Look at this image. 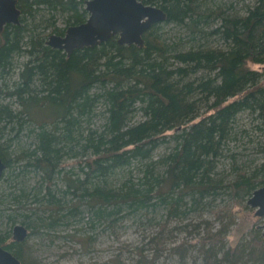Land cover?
I'll return each instance as SVG.
<instances>
[{
  "label": "trees",
  "instance_id": "trees-1",
  "mask_svg": "<svg viewBox=\"0 0 264 264\" xmlns=\"http://www.w3.org/2000/svg\"><path fill=\"white\" fill-rule=\"evenodd\" d=\"M86 1L18 0L20 23L0 30V155L7 168L5 151L26 158L23 172L41 173L48 184L41 198L56 207L62 205L50 187L63 179L62 160L83 156L85 177L64 176V192L78 198L69 202L71 212L84 201L92 216L110 221L123 210L146 212L161 205L170 219H181L221 188L215 168L236 137V117L248 111L259 121L257 128H264V0H239L243 11L223 9L226 1L216 8L208 0L145 1L166 12L163 23L186 26L188 47L164 37L159 23L144 33L143 46L120 44L118 36L71 54L48 45L39 27L64 34L86 21ZM22 55L18 79L9 82ZM99 116L102 125L94 121ZM26 138L33 141L28 150ZM170 141L174 147L156 157ZM18 176L11 183L19 193L6 197L23 208L43 187L32 192ZM261 185L264 160L252 174L238 173L228 187L239 201ZM170 231L161 224L150 238L151 257L143 248L137 251L141 264L156 263L172 239ZM223 235L218 230L203 240V264H264V234L251 232L249 240L228 247ZM9 238L0 229V245L20 259L24 241ZM188 246L179 242L170 251L183 259Z\"/></svg>",
  "mask_w": 264,
  "mask_h": 264
},
{
  "label": "rangeland",
  "instance_id": "rangeland-1",
  "mask_svg": "<svg viewBox=\"0 0 264 264\" xmlns=\"http://www.w3.org/2000/svg\"><path fill=\"white\" fill-rule=\"evenodd\" d=\"M224 1L226 4H223V9L243 11L244 2L239 0H208V3L216 8L217 4ZM249 1L251 0H245L246 3H250ZM57 25L64 26L61 18ZM159 25V31L163 32L164 37L182 42L180 45L183 47L189 46L190 35L186 26L163 22H160ZM39 28L40 31L46 33L47 40L54 33L49 26L45 30L43 26ZM25 59L26 57L23 55L17 56V68L13 74H8L9 82L18 79L20 66ZM251 66L261 69L259 65L251 64ZM1 98H5V96L1 95ZM4 100L8 101L7 98ZM14 106L18 108L17 105L14 104ZM94 121H97L96 125H102L104 122L100 116ZM30 125L36 127L35 122H31ZM258 125L259 121L248 111H244L236 117L234 126L237 130L236 137L225 148V156L218 160L215 168L214 177L221 182V188L217 193L206 198L205 206L188 212L178 220L170 219L166 208L161 205L146 212L123 210L121 213L111 216L110 221L92 216L91 210L93 209L89 205H85L84 201L78 205V209L71 212L69 202L76 203L78 198L72 192H64L67 190L64 176L68 174L71 177H76L79 174L81 179L85 177L82 171V166L85 165L83 156L77 158L67 156L62 160L64 171L61 177L63 179H57L56 185L53 184L50 187L62 206L56 207L48 204L47 198H41L48 189L47 182L42 181L41 173L30 172L27 174L23 172V165L27 159H18L17 154H11L7 150L5 157L10 161L11 166L7 168L4 178L0 180V200H5L0 206V229L2 232H10L8 240H14V226L22 224V221L29 224V229L33 233L29 234L23 243L20 258L23 264H141L137 251L143 248L144 253L151 257L153 250L150 238L161 224L167 223L171 230L170 233L172 232L171 240L173 242L170 239L166 241L167 248L155 264H203L201 251L203 240H206L210 233L222 230L226 247L244 243L249 240L251 232L264 234V228L261 227L264 224V216L257 215V209L248 203L252 194L249 198L236 201L228 187V184L234 181L238 173L252 174L264 160V154L261 151L264 142V128L260 130L257 128ZM32 143L30 138H26L24 150H28ZM174 145L175 141L162 144L155 156L158 157L169 152ZM132 167L134 168L132 173L136 177L138 173L136 165H132ZM17 174L23 183L28 184L29 188H25L32 189V192L37 191L35 188H38L39 185L43 187L40 195L36 198L32 195L30 201L23 208L9 203L10 200L6 197L8 194L19 193L11 183ZM120 176L123 181H127L129 178L122 171ZM22 186L20 184L18 188ZM37 198L40 200H36ZM9 215H12V218ZM40 219L47 223L40 224ZM179 242L189 244L183 259L180 258V255L170 251Z\"/></svg>",
  "mask_w": 264,
  "mask_h": 264
},
{
  "label": "water",
  "instance_id": "water-1",
  "mask_svg": "<svg viewBox=\"0 0 264 264\" xmlns=\"http://www.w3.org/2000/svg\"><path fill=\"white\" fill-rule=\"evenodd\" d=\"M145 1L147 0H87L89 16L86 21L70 25L64 34L52 33L47 44L68 54L75 49L97 45L113 36H118L120 44L143 46L144 33L167 17L161 7ZM20 18L18 0H0V30L7 23L19 24ZM6 168L0 155V179ZM248 203L257 209V215L264 216V185L253 191ZM261 227L264 228V224ZM28 236L29 229L24 224L14 226L15 241H24ZM0 264H22V261L12 251L0 245Z\"/></svg>",
  "mask_w": 264,
  "mask_h": 264
},
{
  "label": "bare ground",
  "instance_id": "bare-ground-1",
  "mask_svg": "<svg viewBox=\"0 0 264 264\" xmlns=\"http://www.w3.org/2000/svg\"><path fill=\"white\" fill-rule=\"evenodd\" d=\"M39 97V96H38ZM41 97V96H40ZM48 102V101H47ZM45 106V105H44ZM213 199V198H212Z\"/></svg>",
  "mask_w": 264,
  "mask_h": 264
}]
</instances>
